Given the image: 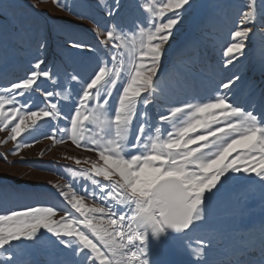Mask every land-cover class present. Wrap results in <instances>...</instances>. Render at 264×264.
<instances>
[{"label":"snow or ice","instance_id":"6c2138e0","mask_svg":"<svg viewBox=\"0 0 264 264\" xmlns=\"http://www.w3.org/2000/svg\"><path fill=\"white\" fill-rule=\"evenodd\" d=\"M52 3L90 20L92 39L58 18L65 55L49 62L44 29L0 0V19L12 21L10 32L0 29V50L15 45L32 57L23 77L0 86V145L12 142L16 156L39 134L95 159L65 157L76 167L51 184L59 204L0 213V264H39L35 254L48 244L70 257L59 264H168L169 245L182 264H264V220L240 224L251 196L264 201V89L242 106L233 71L258 41L264 75V0H228L226 32L206 25L170 65V41L194 0ZM205 40L223 41L215 64L205 60ZM216 76L201 95L199 84ZM237 182L251 187L222 214L221 197Z\"/></svg>","mask_w":264,"mask_h":264},{"label":"rangeland","instance_id":"374dc122","mask_svg":"<svg viewBox=\"0 0 264 264\" xmlns=\"http://www.w3.org/2000/svg\"><path fill=\"white\" fill-rule=\"evenodd\" d=\"M5 2L12 3L15 6L16 14L24 16L32 29H44L48 36L49 48L46 59L49 62L60 63L65 55L62 47L65 37L56 30V26L61 23L58 18L63 17L65 20L73 21L76 26L74 30L77 33L86 41L92 39V22L90 20H81L71 16L68 12L56 7L52 0H5ZM68 2L80 3L81 0H68ZM227 3L228 0H194V7L185 14L181 25L177 26L179 31L174 33V38L170 41L171 47L166 53L164 64L170 65L190 41L203 39L206 35V25H212L218 34L225 33L227 29L221 18L228 13V9L223 7ZM33 4L36 5L35 8L30 7ZM0 29L10 32L12 21L5 22L0 19ZM222 42L220 40L214 47L205 40L206 47L203 49V55L208 64H215L219 57V43ZM27 47V45L23 46L24 49ZM260 57V45L257 41L249 50L248 60L233 69L242 76L243 82L240 83L237 90V102L242 106H250V101L253 99L259 101L261 90L264 89V75L260 72ZM31 58L30 52L21 50L19 46L14 45L0 50V86L23 77L29 70ZM82 67L85 74L91 71L89 64ZM209 75L211 76V74ZM219 79L220 77L216 76L205 79L199 84L201 95L205 94L207 88L214 87L215 82H218ZM33 99L37 105L40 104L38 95ZM65 111L68 109L65 108ZM42 132L50 134L51 129L49 126H44ZM3 138L4 134L0 133V139ZM36 138L39 140L38 143L23 148L16 156L10 154V150L14 147L12 142L0 145V213L37 204H59L60 201L54 195L55 189L51 188V184L63 185L66 183V166L76 167L72 160L65 157L83 159L91 156L95 159L94 154L76 148L71 142L54 145L51 140L44 139L39 134ZM31 139L29 138V142ZM4 155H7V160L4 159ZM247 187L251 186L239 182L231 186L229 192L221 197L222 214L228 210L231 197ZM223 219L226 223L230 222V217L223 216ZM261 220H264V201L256 194L246 201L240 224L245 228L258 227ZM34 258L39 261V264H59L70 257L48 244L40 249ZM161 259L167 261L168 264H182L184 256L176 250L175 246L169 245Z\"/></svg>","mask_w":264,"mask_h":264}]
</instances>
